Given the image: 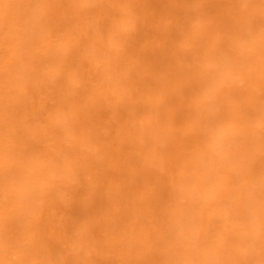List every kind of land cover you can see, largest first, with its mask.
Listing matches in <instances>:
<instances>
[{
	"label": "clouds",
	"instance_id": "9594fccd",
	"mask_svg": "<svg viewBox=\"0 0 264 264\" xmlns=\"http://www.w3.org/2000/svg\"><path fill=\"white\" fill-rule=\"evenodd\" d=\"M0 264H264V0H0Z\"/></svg>",
	"mask_w": 264,
	"mask_h": 264
}]
</instances>
